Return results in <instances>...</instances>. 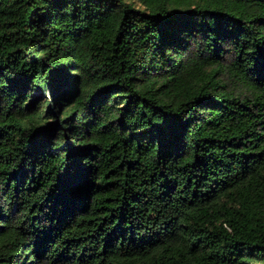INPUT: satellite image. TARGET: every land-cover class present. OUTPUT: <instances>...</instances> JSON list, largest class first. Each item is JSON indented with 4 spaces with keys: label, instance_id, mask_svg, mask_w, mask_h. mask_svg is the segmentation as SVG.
I'll return each mask as SVG.
<instances>
[{
    "label": "trees",
    "instance_id": "obj_1",
    "mask_svg": "<svg viewBox=\"0 0 264 264\" xmlns=\"http://www.w3.org/2000/svg\"><path fill=\"white\" fill-rule=\"evenodd\" d=\"M0 264H264V0H0Z\"/></svg>",
    "mask_w": 264,
    "mask_h": 264
},
{
    "label": "rangeland",
    "instance_id": "obj_2",
    "mask_svg": "<svg viewBox=\"0 0 264 264\" xmlns=\"http://www.w3.org/2000/svg\"><path fill=\"white\" fill-rule=\"evenodd\" d=\"M46 98H48V96H46Z\"/></svg>",
    "mask_w": 264,
    "mask_h": 264
}]
</instances>
